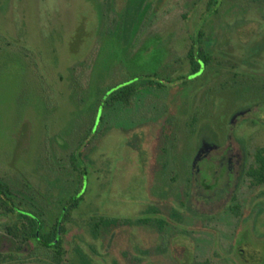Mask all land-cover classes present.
Wrapping results in <instances>:
<instances>
[{"label":"rangeland","instance_id":"374dc122","mask_svg":"<svg viewBox=\"0 0 264 264\" xmlns=\"http://www.w3.org/2000/svg\"><path fill=\"white\" fill-rule=\"evenodd\" d=\"M206 3L0 0V185L48 227L82 198L60 234L65 259L264 264V184L246 175L264 148V0H220L214 14ZM199 28L219 74L189 97L198 123L179 82L128 110L99 108L134 76L185 75ZM229 67L254 79L232 88ZM6 216L0 236L14 218ZM100 218L151 225L94 238ZM75 246L81 254L71 256ZM37 256L24 264H50Z\"/></svg>","mask_w":264,"mask_h":264},{"label":"trees","instance_id":"16d2710c","mask_svg":"<svg viewBox=\"0 0 264 264\" xmlns=\"http://www.w3.org/2000/svg\"><path fill=\"white\" fill-rule=\"evenodd\" d=\"M220 0H207L206 3V13L214 14L217 10V7L219 6ZM204 34L201 31V28L197 29L194 36L191 37V43L190 47L187 50L183 60L188 65L189 69L188 72L185 75L178 76L175 79H166L163 77H159L158 74L153 73L151 75H137L134 76L127 81L115 84L113 87L108 89V91L105 93L103 98L100 101L99 108L100 109H111L115 106L120 107L124 110H128L132 107L133 102L138 99V97L146 92V91H160L163 90L170 85H175L176 82H179V88L182 90H185L189 88V96L186 100H184V104L187 110L189 112H192L191 106H190V99L189 97L194 95L199 91V89L205 85L204 82H208L207 80V74L209 75L210 72H213L215 70L214 75L219 74V65L213 66V55H211L205 48V44L203 42ZM229 73H231V79L232 82V88L236 86L245 85V83H240L239 79H243L246 81H252L254 77L245 75L244 73L238 72L236 68L229 67L228 70ZM203 79V83L199 81ZM201 85V86H200ZM230 85V86H231ZM219 86H225V85H219ZM217 87V86H216ZM214 87V88H216ZM207 89L206 94L212 93L214 91L213 89ZM263 87H260L262 89ZM198 111V109H197ZM196 112V111H195ZM192 112V113H195ZM198 112L194 114V118L191 120V122L195 125L198 123ZM101 120V118H100ZM171 127V122L168 123ZM187 124V128H188ZM170 133V131H168ZM166 138V135H164ZM255 161L256 166L251 167L247 171V176L252 180V183L254 186H260L264 184V148H260L257 150L255 154ZM79 173V177L81 176V172ZM0 195L5 197L7 200L12 202V195L9 191V187L7 185H0ZM73 198V197H72ZM68 200L65 204L68 206V211L63 215V213H59L58 217L55 219V224L52 226H47L49 233H46L45 230L42 229L41 225L42 223H45V220L43 219V213L39 210L34 211L35 218L34 220L24 216L25 214L20 213L16 219L14 218L12 220V225L7 226L5 228V231L7 235L18 241L20 245H24L26 243H34L36 245H40L37 242V238L40 239L41 242H50L47 244L48 247L42 246L43 249H37L35 248L34 251L30 256H24L23 258L20 256H15L14 254L6 255V256H0V263L2 264H9V263H15L17 264L21 262V264H24V262L28 261V258H35L37 255H40L42 258H44L48 263L50 264H90L89 260L86 258L81 257L78 261L75 260H69L64 259V256L66 255L65 250L62 247V240L59 238V233H64L65 229L61 224L64 225L65 222H67L70 212L73 210H76L78 207L79 202L81 201V197ZM19 206L28 205L27 201L18 199ZM10 214V213H9ZM96 221V220H94ZM92 221V236L96 238L98 236V233L101 230L104 231H112L116 230L118 228L122 227H129L133 225H151V222L149 220H136L132 221L129 219H116V218H100L98 219V222ZM158 223H162V221H159ZM163 224V223H162ZM159 229L161 230L163 228L162 225L158 224ZM56 232V234H55ZM52 240V241H51ZM47 249V250H45ZM79 252L78 247H74L71 251V256ZM38 258V256H37ZM194 264H209L208 262H196Z\"/></svg>","mask_w":264,"mask_h":264},{"label":"flooded vegetation","instance_id":"af4514ba","mask_svg":"<svg viewBox=\"0 0 264 264\" xmlns=\"http://www.w3.org/2000/svg\"><path fill=\"white\" fill-rule=\"evenodd\" d=\"M195 169H194L195 170V173L198 174V166H196ZM9 191H10V189H9ZM10 193H11V191H10ZM11 195H12V198H13L12 199V202L9 201V200H7L2 195H0V218L1 219L3 217L8 218L6 216V214L8 215L10 213L11 216L16 219V217L20 213H23V214H25L24 216H26V217L34 220V218H35V215H34V211H35L34 210V205H31L30 204V206H32L31 208H28V207H30L29 204L26 205V206H23V205L19 206V203H18V200L16 199V197L12 193H11ZM57 223L58 222H56V224H55V221H54L53 224L57 226ZM10 225H12V223H9L8 225H6L4 227V230L2 231V234H1L2 236H0V240L3 237V239H6L7 242H8L7 250L6 251H3L2 250V245L0 243V256H6V255H11V254H14L15 256H20V257L30 256L32 254V252L34 251L35 248H37V249H43L42 246L48 247L47 244L50 243V242H44V241L41 242L40 239H38V238L36 240L42 246L36 245L34 243H26L24 245H20V243H18V241H16L15 239H13L12 237H10L6 233L5 228L7 226H10ZM61 226H63V224H61ZM41 227H42L43 230H45L46 233H49L48 229L46 228L47 226H46L45 223H42ZM55 234H56V232H55ZM60 234H61V232L59 233V235ZM59 238L61 239V235H60ZM9 247H12V249L9 250L8 249ZM45 250H47V249H45ZM64 259H65V256H64ZM9 264H17V263H9Z\"/></svg>","mask_w":264,"mask_h":264},{"label":"water","instance_id":"95a60500","mask_svg":"<svg viewBox=\"0 0 264 264\" xmlns=\"http://www.w3.org/2000/svg\"><path fill=\"white\" fill-rule=\"evenodd\" d=\"M193 165H194V163H193Z\"/></svg>","mask_w":264,"mask_h":264}]
</instances>
